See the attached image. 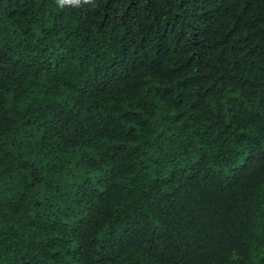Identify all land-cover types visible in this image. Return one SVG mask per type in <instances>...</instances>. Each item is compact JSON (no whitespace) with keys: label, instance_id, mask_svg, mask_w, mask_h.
<instances>
[{"label":"trees","instance_id":"trees-1","mask_svg":"<svg viewBox=\"0 0 264 264\" xmlns=\"http://www.w3.org/2000/svg\"><path fill=\"white\" fill-rule=\"evenodd\" d=\"M0 264H264V0H0Z\"/></svg>","mask_w":264,"mask_h":264},{"label":"clouds","instance_id":"clouds-1","mask_svg":"<svg viewBox=\"0 0 264 264\" xmlns=\"http://www.w3.org/2000/svg\"><path fill=\"white\" fill-rule=\"evenodd\" d=\"M56 2L60 7H63L65 5H71V4L79 5L81 3V0H56ZM83 2L87 4L90 3L91 0H83Z\"/></svg>","mask_w":264,"mask_h":264}]
</instances>
